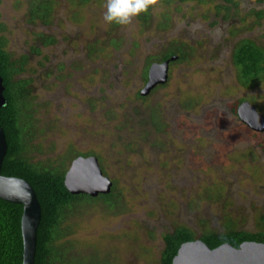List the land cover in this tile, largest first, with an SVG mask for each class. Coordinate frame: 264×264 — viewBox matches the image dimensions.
<instances>
[{
	"label": "rangeland",
	"instance_id": "rangeland-1",
	"mask_svg": "<svg viewBox=\"0 0 264 264\" xmlns=\"http://www.w3.org/2000/svg\"><path fill=\"white\" fill-rule=\"evenodd\" d=\"M55 2L53 23L43 27L28 21V0H0V24L15 58L30 57L24 77L32 80L38 127L31 156L67 170L77 156H94L116 188L114 210L102 202L82 206L67 223L73 254L88 264H160L163 237L179 227L197 239L227 228L264 232V152L257 146L264 135L246 134L218 108L244 100L264 116V81L245 89L230 61L214 68L204 47L141 101L146 59L171 33L141 29L136 19L111 30L106 0ZM202 6L199 16L212 9ZM167 10L163 3L153 12ZM39 33L58 44L39 46ZM37 45L41 55L32 52ZM92 45L102 50L94 58ZM155 112L162 131L152 123Z\"/></svg>",
	"mask_w": 264,
	"mask_h": 264
},
{
	"label": "trees",
	"instance_id": "trees-1",
	"mask_svg": "<svg viewBox=\"0 0 264 264\" xmlns=\"http://www.w3.org/2000/svg\"><path fill=\"white\" fill-rule=\"evenodd\" d=\"M234 0H225L229 3ZM27 18L30 23H42L50 26L57 2L55 0H28ZM149 11L141 14L142 26L150 29ZM112 28L119 25L111 24ZM6 28L0 24V77L5 87L4 97L7 101L0 108V126L8 145L2 175L7 178H18L28 182L34 189L41 206V220L37 232V250L35 264H88L73 254L74 247L66 241L71 229L66 226L82 206H91L102 202L109 209L116 208V188L111 194L91 198L87 195L74 196L65 186L68 170L64 165L53 161H35L30 152L33 142L37 139L35 124V103L32 91V80L26 79L30 57L15 56L8 49V40L3 35ZM39 46L50 47L57 44L56 38L39 34L36 36ZM114 48H120V42L113 40ZM38 45L32 49L33 54L41 55ZM97 47V54L102 50ZM170 57L168 53L162 61ZM234 64L239 69L238 81L247 89H254L264 81V54L251 44H240L234 54ZM147 80L146 77H144ZM158 131L165 129L159 115L151 117ZM79 156H77L78 158ZM103 171V170H102ZM104 173V172H103ZM118 202V200H117ZM24 207L0 199V264H23L24 242L22 235V217ZM199 240L212 250L224 244L235 248L245 242L264 244V232L250 233L227 228L225 232L208 230ZM165 247L162 251L160 264H172L180 247L184 243L197 240L195 234L186 227H179L163 238Z\"/></svg>",
	"mask_w": 264,
	"mask_h": 264
},
{
	"label": "flooded vegetation",
	"instance_id": "flooded-vegetation-1",
	"mask_svg": "<svg viewBox=\"0 0 264 264\" xmlns=\"http://www.w3.org/2000/svg\"><path fill=\"white\" fill-rule=\"evenodd\" d=\"M85 2L86 1H84V3ZM208 2L212 3V9L209 11V8H207L206 12L199 16L198 10H201L203 7L202 5ZM163 3L168 7L167 12L156 15L153 9H149V23L152 24L151 29L153 28L155 32L160 34L171 33V37L168 38L169 40L165 43L159 40L156 41L158 43L156 55L146 59L147 66L142 76L144 87L136 95L137 99L143 101L146 98L142 96V92L149 82L150 69L154 65H164L169 62L167 73L169 77L171 67L191 61L196 57L198 48L202 49L205 47L209 51L207 55L214 68H216V66L220 67L221 63L230 61L233 69L236 71L237 79L239 76V69L234 64V54L240 44H251L264 54V0H234L229 3L225 2V0H163ZM175 3H179V6L176 5L174 10L170 11L169 8L174 6ZM182 6H186L188 10L193 9L194 14L191 15L184 11L180 12ZM174 12H179V14L175 16ZM135 19L139 22L142 29V27H144L142 24L145 21L143 22L140 16ZM38 23L43 27H47V25L40 22ZM110 26L112 30V25L110 24ZM43 35L48 36L46 34ZM109 35H111L110 32L107 33V36ZM56 40L58 44V39L56 38ZM107 40L110 41L109 44L111 45L115 39L108 38ZM88 52L90 58H94L95 55H98L96 45L90 46ZM168 53L170 57L162 61ZM144 77H146L147 80H145ZM162 87L164 86L158 85L154 90ZM225 103L226 104L218 106V108L221 113L227 117L226 120L228 119L234 122L236 127H240V130L245 131L246 134H250L251 136L258 138L264 135V132L251 130L240 118L239 111L241 107L244 104H250L249 102L242 100L237 103H230L229 101ZM250 105L253 106L252 104ZM212 108L213 107L206 109L205 113L211 112ZM154 115L158 114L155 112L152 116ZM260 115L262 114L260 113ZM257 146L259 152H264L262 144L259 143ZM114 187L113 183L112 190Z\"/></svg>",
	"mask_w": 264,
	"mask_h": 264
},
{
	"label": "water",
	"instance_id": "water-1",
	"mask_svg": "<svg viewBox=\"0 0 264 264\" xmlns=\"http://www.w3.org/2000/svg\"><path fill=\"white\" fill-rule=\"evenodd\" d=\"M169 62L154 65L150 69L149 82L142 92L147 96L158 85H165L168 80ZM5 87L0 77V108L7 101L4 97ZM239 115L251 130L264 132V117L250 104H244ZM8 145L5 133L0 126V199L22 205V235L24 242L23 264H35L37 250V232L41 220V206L32 186L18 178H7L2 175V167L7 155ZM65 186L74 196L87 195L91 198L111 194L113 183L106 177L95 157H78L70 166ZM172 264H264V244L245 242L240 248L224 244L212 250L203 241L197 239L184 243Z\"/></svg>",
	"mask_w": 264,
	"mask_h": 264
},
{
	"label": "clouds",
	"instance_id": "clouds-1",
	"mask_svg": "<svg viewBox=\"0 0 264 264\" xmlns=\"http://www.w3.org/2000/svg\"><path fill=\"white\" fill-rule=\"evenodd\" d=\"M163 7L162 0H106L103 20L107 24L132 25L135 18L149 9Z\"/></svg>",
	"mask_w": 264,
	"mask_h": 264
}]
</instances>
